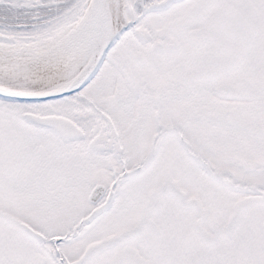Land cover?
<instances>
[{
    "label": "snow or ice",
    "instance_id": "obj_1",
    "mask_svg": "<svg viewBox=\"0 0 264 264\" xmlns=\"http://www.w3.org/2000/svg\"><path fill=\"white\" fill-rule=\"evenodd\" d=\"M0 264H264V0H0Z\"/></svg>",
    "mask_w": 264,
    "mask_h": 264
}]
</instances>
